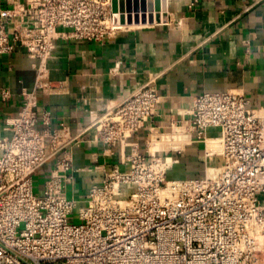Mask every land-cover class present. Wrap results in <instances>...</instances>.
I'll use <instances>...</instances> for the list:
<instances>
[{
	"label": "built area",
	"instance_id": "1",
	"mask_svg": "<svg viewBox=\"0 0 264 264\" xmlns=\"http://www.w3.org/2000/svg\"><path fill=\"white\" fill-rule=\"evenodd\" d=\"M112 1L0 6V55L21 49L38 61L33 88L22 91L21 108L0 138V264H264V105L252 106L236 90L201 92L163 125L162 97L150 80L91 113L74 134L65 122L52 127L48 113L37 114L36 94L57 91L47 67L57 39L99 41L148 26L156 15L161 20L159 5L142 11L137 0V11L120 12ZM0 95L11 96L5 88ZM91 130L105 157L129 151L124 167L104 168L81 194L73 149ZM176 132L204 143L195 176L169 178L175 161L156 146ZM210 136L221 145L211 169Z\"/></svg>",
	"mask_w": 264,
	"mask_h": 264
},
{
	"label": "crops",
	"instance_id": "2",
	"mask_svg": "<svg viewBox=\"0 0 264 264\" xmlns=\"http://www.w3.org/2000/svg\"><path fill=\"white\" fill-rule=\"evenodd\" d=\"M164 1L161 20L148 26L99 41L57 39L47 62L57 91L36 94L37 114L48 113L52 127L65 122L74 134L90 123L91 113H102L150 80L162 97L158 122L163 125L190 108L193 97L201 92L236 90L252 106L264 105V0ZM8 5L9 0H0V6ZM37 63L21 49L0 55V90L11 94L8 100L0 95V138L7 134V120L21 108L22 91L33 88ZM93 136L94 131H89L73 149L81 194L92 181L100 180L104 168L124 167L129 151L105 157L104 146L92 141ZM170 138L173 145L163 150L175 161L173 167L190 163L192 170L173 175L172 167L169 177L197 175L203 168L201 144L182 132L172 133L167 141ZM214 148L220 150V141L210 136L207 150Z\"/></svg>",
	"mask_w": 264,
	"mask_h": 264
},
{
	"label": "rangeland",
	"instance_id": "3",
	"mask_svg": "<svg viewBox=\"0 0 264 264\" xmlns=\"http://www.w3.org/2000/svg\"><path fill=\"white\" fill-rule=\"evenodd\" d=\"M172 133H170V134H168V135H165L164 136V138H163V140H161V141H159L158 143V145L156 146V147H158L159 149H168V146H169V148H171V145H173V143H171L172 142V140H173V138H170L171 140H169V141H167V139L169 138V135H171ZM168 136V137H167ZM174 142V141H173ZM201 144V146H202V148H204V143H200ZM175 145V144H174ZM215 147V146H214ZM166 149V150H167ZM158 150V149H157ZM172 150V149H171ZM172 151H175V150H172ZM172 151H170L171 153H172ZM171 153H170V155H171ZM190 164V163H189ZM187 165V164H181V163H178L176 166L177 167H173V168H175L173 171H171V173L173 174V175H175V174H178V173H181V174H188L189 172H190V170H192V166H190V165ZM177 171H179V172H177ZM170 172V171H169ZM170 178V177H169ZM34 183L36 184V186L37 185H40L41 184V179H39L38 177H35V180H34ZM35 192H39V188L37 187V188H35Z\"/></svg>",
	"mask_w": 264,
	"mask_h": 264
},
{
	"label": "bare ground",
	"instance_id": "4",
	"mask_svg": "<svg viewBox=\"0 0 264 264\" xmlns=\"http://www.w3.org/2000/svg\"><path fill=\"white\" fill-rule=\"evenodd\" d=\"M164 2L165 1L162 0L161 3H160V9H161V11H164L165 10ZM118 6H119V11L120 12H127L132 7L130 0H118ZM129 26L130 27L141 26V23L140 22L139 23H135V22L132 23L131 22V24ZM217 141H219L218 138H217ZM216 148H214V149H208L207 150L209 152V154H210V156H209L210 163H208V168L209 169H211L212 167H214V163H213L212 158H214V155L219 152V149H216Z\"/></svg>",
	"mask_w": 264,
	"mask_h": 264
},
{
	"label": "water",
	"instance_id": "5",
	"mask_svg": "<svg viewBox=\"0 0 264 264\" xmlns=\"http://www.w3.org/2000/svg\"><path fill=\"white\" fill-rule=\"evenodd\" d=\"M158 0H148L147 1V4L145 3V0H142L141 1V9L142 11L145 10L146 8H148L149 10H151L152 8H154L155 10L158 9ZM131 5H132V2H131ZM133 10L134 11H137L138 9V5H137V0H133ZM112 7H113V10L116 11L117 8H118V0H113L112 1ZM132 8V7H131ZM130 10V9H129ZM121 19L123 20V17H121ZM152 20V16L149 15V21ZM156 20H158V16L156 15ZM130 17L128 16V22H130ZM135 22L138 21V18L137 16H135V19H134ZM145 21V18L144 16H142V22Z\"/></svg>",
	"mask_w": 264,
	"mask_h": 264
}]
</instances>
